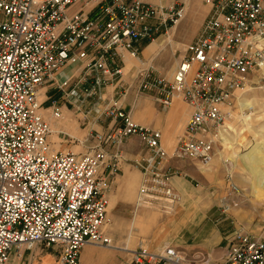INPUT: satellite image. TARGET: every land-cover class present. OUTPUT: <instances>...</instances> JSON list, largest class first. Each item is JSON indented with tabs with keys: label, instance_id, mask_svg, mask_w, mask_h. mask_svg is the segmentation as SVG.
<instances>
[{
	"label": "built area",
	"instance_id": "2783aa9c",
	"mask_svg": "<svg viewBox=\"0 0 264 264\" xmlns=\"http://www.w3.org/2000/svg\"><path fill=\"white\" fill-rule=\"evenodd\" d=\"M163 1L0 0V264L13 251L38 246L56 247L57 264H78L85 245L117 249L103 231L108 203L101 174L119 172L128 138L137 137L140 145L133 159L140 174L134 213L158 207L171 213L180 195L170 184L179 174L170 161L206 167L226 144L222 126L235 91L264 71V0H203L208 11L201 34L171 79L149 67L137 70L136 94L153 92L163 110L174 98L189 109L170 153L160 131L135 123L116 101L102 110L110 128L77 140L81 152L50 145L40 89L53 82L68 102L102 101V88L121 81L124 61L138 58L137 43L184 16L188 0ZM73 63L78 76L57 85L55 74ZM51 116L61 119L57 109ZM239 197L240 188L229 181L221 212L238 208ZM129 264H264V238L236 229L220 261L170 245L157 251L139 245Z\"/></svg>",
	"mask_w": 264,
	"mask_h": 264
},
{
	"label": "crops",
	"instance_id": "0c3cea01",
	"mask_svg": "<svg viewBox=\"0 0 264 264\" xmlns=\"http://www.w3.org/2000/svg\"><path fill=\"white\" fill-rule=\"evenodd\" d=\"M149 1L155 4L164 3L163 0ZM174 30L175 27H171L170 33L172 34ZM136 47L141 49L142 42L137 43ZM163 48L164 46L160 42H151L144 50H140V54L143 58L146 53L156 55ZM78 74V63L67 64L55 74V83L59 85L67 79L71 81ZM132 80L133 77H131ZM128 86V88H124L120 82L118 84H106L102 88L103 99L100 101L102 106L95 105L87 115L85 114L86 109L89 108V103L86 102L87 99L83 100L81 104L72 100L68 102L65 99L67 104L55 98H50L47 101V110L57 109L61 114V119L51 118V122L49 121L51 145L54 146L55 143L58 145L57 140L64 139L65 135L82 140L95 132L99 133L109 129L111 122L106 127L102 110L107 101H116L122 109L128 112L135 123L160 131L161 144L168 152L165 146L169 144L170 139L174 137L177 131L176 127L170 125L171 119L175 118L177 122L181 121L185 112L189 110L188 107L185 108L181 102L177 101L178 98H174L173 102L176 101L173 108L159 111L153 105V103H156L154 99L151 101L148 96L135 93L133 81ZM51 88L55 89L56 87L52 86ZM110 88L111 91L109 92ZM42 91L47 92L48 87L42 88L39 92V102ZM122 91H125L124 95H122ZM82 116L87 120L85 127H67L72 117L81 118ZM226 131L224 130L222 133H224L225 140L229 141ZM52 134L56 135V138H53ZM225 146L224 143L217 148L210 166H201L196 162L170 161V165L179 172L178 175L171 177L170 184L180 195V200L174 205L171 213L165 214L150 208H140L134 213L133 205L139 186L140 174L138 169L129 161L138 157L140 145L137 137L128 138L123 145L124 160L120 164L117 175L107 177L105 173L101 174L104 179V195L108 203L107 222L109 224H106V227L112 222L110 229L103 227L104 233L112 241L114 238L119 242L130 244V248H134L133 250L139 245H143L150 251H157L164 245H170L187 256L201 253L212 260L220 261L224 248L231 238L227 222L228 215L221 212L220 202L227 190V183L230 181L237 185L235 183L237 179H234V181L230 174L232 164L225 158ZM242 155L240 157L244 160L245 170L251 179L249 183L250 192L255 198H260V196H257L256 191L261 183L257 182L256 178L250 173L248 164ZM260 206V203L256 202L250 204L238 201V208L236 209L260 211ZM130 215H133V235L131 237L129 236L131 219L128 218ZM260 237L264 238L261 235ZM57 258L58 250L56 247L38 246L30 250L19 249L13 251L7 264H57ZM129 263V257L102 250L94 245L83 246L78 259V264Z\"/></svg>",
	"mask_w": 264,
	"mask_h": 264
},
{
	"label": "rangeland",
	"instance_id": "374dc122",
	"mask_svg": "<svg viewBox=\"0 0 264 264\" xmlns=\"http://www.w3.org/2000/svg\"><path fill=\"white\" fill-rule=\"evenodd\" d=\"M208 7L203 2V0H188L187 1V11L184 17L178 21L175 25H168L167 29H160L156 35L153 36L152 40L143 41L142 42V50L150 44L151 42H160L164 48L160 50L156 55L153 53H146L144 58L139 54L138 58H127L124 61V68L122 69V77L120 84L122 83L124 88H128L129 84L134 80L135 74L139 69H147L155 74L162 76L166 79H171L173 72L176 69L178 62L181 58L187 55L185 49L188 45L195 42L201 34L202 26L205 21L207 15ZM175 27L174 32L171 34V27ZM169 38V41L167 40ZM136 69V70H135ZM257 77L254 76L252 81L254 83L247 84V86L243 90H237L234 93V98L231 103L230 116L225 120L223 125L224 130H227L226 134L229 136V141L226 142L225 146V158L232 165L230 170V174L232 179H237L235 182L240 190L241 197H239L238 201H243L244 203H260L261 210L260 211H252L250 209H233L226 213L228 215L227 222L229 224V233L231 235L236 229H242L247 231L251 235L254 236H263L264 237V183L260 181V187L257 188V196L260 198H255L249 189V183L251 181L248 173L245 170L244 160L240 157L241 154H244L246 151L251 149L252 147L259 146L264 147V71L258 72ZM55 77V76H54ZM131 77L133 80L131 81ZM134 82L133 90L136 93L137 89V81ZM48 87L47 92L42 91V96L40 99V108L39 113L41 116L46 119L48 122H51V113L54 109L48 111L47 101L50 98H55L60 102H65V98L63 95V91L60 89H52L51 87L55 86L53 82H49L44 87ZM56 87V86H55ZM41 88V89H42ZM40 89V91H41ZM111 88L109 89V92ZM148 96L151 101H153L154 94L153 92L148 91H139L137 95ZM46 97H48L46 99ZM62 97V98H60ZM246 98L247 100H252V110H248L246 116L249 117V120L246 121V126H242L241 114L239 111V107L237 105L238 99ZM174 100L171 108L174 107ZM177 101L181 102V104L186 108L187 106L178 98ZM86 102L89 103L86 109L92 110V108L96 105H101L100 100L96 97L87 98ZM68 104V103H67ZM154 107L161 111V107L159 104L153 103ZM48 111V112H46ZM189 111L185 112L183 119L177 122V119H171L170 125L176 127L177 131L169 141V144L165 146V148L170 152V149L174 145L176 136L181 133L187 118ZM249 113H251L249 115ZM86 114V113H85ZM87 115V114H86ZM51 116V117H50ZM50 117V118H49ZM54 119V118H53ZM52 119V120H53ZM103 116V121H106V127L109 126L110 121ZM58 120V119H56ZM87 120L82 116L81 118L72 117L68 122L67 127H85ZM50 124V123H49ZM51 130V128H50ZM224 135V133H222ZM51 133L49 134L50 137ZM48 137V140H49ZM53 138H56V135L52 134ZM239 138H243L241 144L238 142ZM62 139V138H61ZM77 138L70 137L65 135V138L62 140H57V143L50 145L56 151H73V152H81L83 148L77 143ZM239 143V144H238ZM221 149V148H220ZM129 163L133 165V160H130ZM212 162L208 165L210 166ZM134 166V165H133ZM117 175V174H116ZM115 175V176H116ZM114 176V177H115ZM257 180V179H256ZM235 181V180H234ZM259 182V181H257ZM259 186V185H258ZM136 197V195H135ZM156 211H161V207L157 209H153ZM162 213V212H161ZM225 214V213H223ZM132 216L130 215L128 218L131 219L129 223V236L133 235V223ZM112 223V222H111ZM111 223L108 227L106 224L104 225L106 228H111ZM113 244L115 246H126L129 250L121 251L119 249H108L104 247H99L102 250L114 252L116 254H122L126 257L131 258V251L134 248H130V244L127 245L125 242H119L117 239L113 238Z\"/></svg>",
	"mask_w": 264,
	"mask_h": 264
},
{
	"label": "bare ground",
	"instance_id": "6f19581e",
	"mask_svg": "<svg viewBox=\"0 0 264 264\" xmlns=\"http://www.w3.org/2000/svg\"><path fill=\"white\" fill-rule=\"evenodd\" d=\"M187 5V3H186ZM186 12V7H185ZM185 15V13H184ZM184 17V16H183ZM182 17V18H183ZM181 20V19H180ZM179 20V21H180ZM169 41V38L167 39ZM155 51V49H154ZM252 100H247L246 98L238 99L237 105L239 107V111L241 114V121L242 126H246V121L249 120V117L246 116L248 110H252ZM251 113H249L250 115ZM225 122V121H224ZM223 125L226 127V124L223 123ZM223 127V126H222ZM241 141H243V138H239V143L241 144ZM238 143V144H239ZM242 157L245 159V161L248 164V170H250V173L257 179V181H261L264 183V147L255 146L246 151ZM117 249L121 251H127L125 246L117 247Z\"/></svg>",
	"mask_w": 264,
	"mask_h": 264
}]
</instances>
